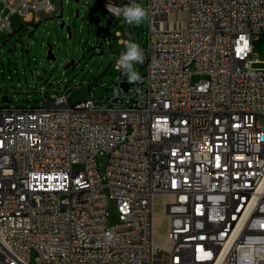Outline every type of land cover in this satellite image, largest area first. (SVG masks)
<instances>
[{
  "label": "built area",
  "instance_id": "built-area-1",
  "mask_svg": "<svg viewBox=\"0 0 264 264\" xmlns=\"http://www.w3.org/2000/svg\"><path fill=\"white\" fill-rule=\"evenodd\" d=\"M143 6L148 44L135 65L145 74L132 88L115 64L105 102L65 93L0 105V264H264V67L252 68L264 0ZM54 9L0 0V31L13 32L14 13L39 23L37 11ZM113 21L119 42L137 38ZM157 193L173 196L168 244L154 240Z\"/></svg>",
  "mask_w": 264,
  "mask_h": 264
},
{
  "label": "rangeland",
  "instance_id": "rangeland-1",
  "mask_svg": "<svg viewBox=\"0 0 264 264\" xmlns=\"http://www.w3.org/2000/svg\"><path fill=\"white\" fill-rule=\"evenodd\" d=\"M147 1L139 4L146 5ZM52 2L55 5L53 11H37L41 18L39 23L25 21L19 13H14L10 16L13 32L10 33L7 28L0 31V105L45 106L44 97L52 94L68 93L69 103L88 98L105 102L113 95V81L117 74L115 64L126 50V43L119 42L116 34L123 26L113 21L106 29L107 20L113 19V14L94 0ZM76 8L79 9V16L75 15ZM168 18L173 20L176 16ZM181 18H184L183 15ZM63 19L66 26L71 25V37L66 26L60 27ZM134 26L138 35L129 42L137 43L140 48L146 47L149 17ZM48 43L53 45L56 59L47 58ZM252 58L260 60L254 62L252 68L264 67V32L254 35ZM72 60L74 62L65 67ZM134 68L144 78L145 69L140 65ZM42 86H46L44 93ZM5 94L8 100L4 102L2 97ZM105 160V157L100 159L101 175L106 172ZM172 200L173 196L169 194L157 193L154 196L156 243H169L165 236L170 219L164 213ZM107 211L109 224L120 221L121 215L114 199H109Z\"/></svg>",
  "mask_w": 264,
  "mask_h": 264
},
{
  "label": "clouds",
  "instance_id": "clouds-1",
  "mask_svg": "<svg viewBox=\"0 0 264 264\" xmlns=\"http://www.w3.org/2000/svg\"><path fill=\"white\" fill-rule=\"evenodd\" d=\"M108 11L114 15L123 17V21L129 25H140L148 17V10L135 0H132L126 6L114 7L111 4L107 5ZM117 61L118 69L123 70L127 76L129 83H136L141 79L140 74L135 70L134 65L143 63V52L137 43L129 42L125 46Z\"/></svg>",
  "mask_w": 264,
  "mask_h": 264
},
{
  "label": "water",
  "instance_id": "water-1",
  "mask_svg": "<svg viewBox=\"0 0 264 264\" xmlns=\"http://www.w3.org/2000/svg\"><path fill=\"white\" fill-rule=\"evenodd\" d=\"M75 1H79V0H75ZM75 15L76 16H79V9L76 8L75 9ZM112 23V19H109L107 20V23H106V29H109L110 25ZM66 26V20H62L60 22V27L61 28H64ZM66 29H67V32H68V36L71 37L72 36V31H71V25H67L66 26ZM103 37L105 38V35H103ZM48 51H47V58L48 59H56V56L55 54L53 53V45L51 43H48ZM12 48V47H11ZM13 48H15V46H13ZM74 61L72 60L69 64H67L65 67H68L71 63H73ZM134 85V83H129L128 81H122L121 82V86L123 87V89L125 91L129 90V88H132ZM2 100L5 102L8 100V96L5 94L3 95L2 97Z\"/></svg>",
  "mask_w": 264,
  "mask_h": 264
}]
</instances>
